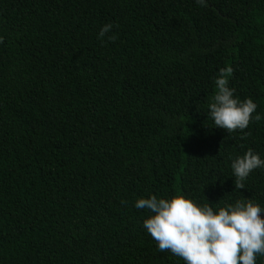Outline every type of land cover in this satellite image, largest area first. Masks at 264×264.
I'll return each instance as SVG.
<instances>
[{"label":"trees","instance_id":"16d2710c","mask_svg":"<svg viewBox=\"0 0 264 264\" xmlns=\"http://www.w3.org/2000/svg\"><path fill=\"white\" fill-rule=\"evenodd\" d=\"M229 67L257 104L231 133L208 107ZM249 149L264 160V0H0V264H186L136 201L264 209V167L235 189Z\"/></svg>","mask_w":264,"mask_h":264},{"label":"clouds","instance_id":"9594fccd","mask_svg":"<svg viewBox=\"0 0 264 264\" xmlns=\"http://www.w3.org/2000/svg\"><path fill=\"white\" fill-rule=\"evenodd\" d=\"M203 5L204 0H197ZM104 25L100 39L112 29ZM116 37L109 36V41ZM232 69H221L215 80L217 91L208 107L216 128L231 133L248 128L257 104L251 98L241 102L228 87ZM256 115L255 119L260 120ZM264 167V160L249 149L232 162L235 189H244L249 174ZM126 204V201H121ZM137 209H148L154 215L144 221V227L158 243L161 252L170 251L186 264H256V256L264 255V209L251 199L238 200L214 211L210 204L198 206L191 199L177 195L168 199H138Z\"/></svg>","mask_w":264,"mask_h":264}]
</instances>
